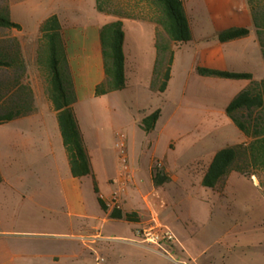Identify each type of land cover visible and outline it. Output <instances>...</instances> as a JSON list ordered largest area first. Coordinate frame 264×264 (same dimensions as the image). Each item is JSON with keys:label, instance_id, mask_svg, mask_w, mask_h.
I'll return each instance as SVG.
<instances>
[{"label": "rangeland", "instance_id": "obj_1", "mask_svg": "<svg viewBox=\"0 0 264 264\" xmlns=\"http://www.w3.org/2000/svg\"><path fill=\"white\" fill-rule=\"evenodd\" d=\"M7 1L11 19L22 27L11 33L22 41L27 65L40 23L51 14L58 16L81 98L74 109L90 149L97 152L101 137L113 172L122 173L118 147L122 135L127 164L137 172L127 184V194L118 181L107 183L102 171L96 182L91 176L73 179L61 163L60 169L52 163L50 175L43 179L16 181L17 191L1 184L0 264H264V173L251 177L230 172L216 188L202 184L216 151L247 138L225 112L245 80L191 78L186 83L193 46L185 44L177 50L166 89H149L142 72L154 49L152 26L124 18L130 85L115 94L96 96L94 82L103 78L99 29L117 18L100 12L95 0ZM114 3L106 2V7H115ZM206 13L190 15L195 30H210ZM249 48L246 68L262 79L261 54ZM34 66L35 71L28 67L30 81L39 77ZM157 109L159 118L147 131L142 120ZM46 118L60 157L63 147L57 121L49 114ZM33 119L0 125L4 170L13 171L15 166L4 153L12 157L22 153L9 144L12 136L26 140L42 135L39 118ZM29 125L34 128L21 138L17 130ZM150 158L161 160L174 179L153 182L147 171ZM37 161L36 167L43 168L45 161ZM108 189L118 191L121 206L135 210L139 220L111 218L97 199ZM150 223L162 228L158 244L144 242L138 233Z\"/></svg>", "mask_w": 264, "mask_h": 264}, {"label": "trees", "instance_id": "obj_2", "mask_svg": "<svg viewBox=\"0 0 264 264\" xmlns=\"http://www.w3.org/2000/svg\"><path fill=\"white\" fill-rule=\"evenodd\" d=\"M115 2L107 8L106 2ZM264 61V0H247ZM100 12L119 19L103 24L99 41L104 70V80L95 87V95L101 96L126 87L124 29L121 18L147 20L157 25L155 34L156 59L151 88L163 92L171 75L174 44L191 40V30L184 9V0H96ZM21 25L11 19L7 0H0V124L11 122L35 112V97L28 76V65L21 39L12 30ZM247 27H232L216 33L218 41L225 42L248 35ZM35 63L45 93L57 112L63 144L67 152L70 173L81 178L92 174L90 157L74 111L77 102L72 73L68 64L63 27L56 14L45 18L38 30ZM204 76L230 79H246L249 84L241 89L225 108L236 127L249 138L216 151L204 171L202 184L216 188L230 172L251 177L264 173V78L254 79L248 72L215 70L199 67ZM160 110L157 109L142 120V126L150 131ZM156 181L167 180L155 176ZM259 186H263L259 183ZM98 201L108 210L100 197ZM111 218L135 220L131 213L123 214L113 209Z\"/></svg>", "mask_w": 264, "mask_h": 264}, {"label": "crops", "instance_id": "obj_3", "mask_svg": "<svg viewBox=\"0 0 264 264\" xmlns=\"http://www.w3.org/2000/svg\"><path fill=\"white\" fill-rule=\"evenodd\" d=\"M184 9H185V12L188 17L189 24H190L191 40H189L188 42L179 44V45L178 44L172 45L173 59H172L171 68L175 66L177 62V50L181 49L182 46L185 44H192L193 50L190 52V62L187 67V71L185 75L186 83H188V81L191 78L197 79V80H206V78L216 77V76H204V75L199 74L198 72L199 67L210 68V69H215V70L248 72V73H251L254 78L253 70H251V68H246L247 67L246 65L248 66L250 65L251 49L249 48V45L250 47H252V49L258 52L259 56L261 54V49L258 43L255 28L252 22L250 7L248 5L247 0H184ZM202 10L207 12L206 13L207 20H208L207 24L210 26V30L207 32L203 28H200L198 31H197V28L195 30V28H193L191 18H190L191 17L190 15H194L196 13L200 14ZM116 18L119 19L118 17ZM122 19L124 18H121V20ZM134 20H139L145 23H149L152 26L153 48L154 49L150 56V63L148 67L145 70H143L142 76L145 78L146 82L148 83L149 89L153 91H158L156 89L151 88L152 74L154 70L156 53H157L156 46H155V41H156L155 34H156L157 25L147 20H140V19H134ZM62 27H63V24H62ZM232 27H247L249 29V33L248 35L244 37L225 41V42L218 41L215 38L217 32L224 30V29L232 28ZM37 35H38V32H37ZM99 49H100V54H101L100 41H99ZM66 52H67V46H66ZM27 59L29 63L28 67H31L32 71H35V68H34L35 67L34 66L35 49L30 51V57L28 56ZM68 64H69V67L72 73L74 87H75L76 96H77V102L74 104V107H75V105L79 103L81 98L79 97V91L75 83V79L73 76V71L71 69L69 59H68ZM125 66H126V57H125ZM102 68H103V62H102ZM34 75H36V73H34ZM125 75H126L127 83L124 89H127L130 85V78L126 74V67H125ZM104 77L105 76H104V70H103V78L102 79L99 78L94 82V93H95L96 85L102 82L104 80ZM238 80H245L244 83L241 85L242 87L241 89H243L245 86L249 84V80H246V79H238ZM31 85H32V88L34 91V97H35V106H36L35 112H33L30 115L15 119L11 122H16V121H21V120L33 121L34 120L33 118H39L38 127H39V131L40 132L42 131V135H39V137L38 136H33V137L27 136L26 140L24 139L18 140L15 138L16 135L12 136V139L9 141L10 142L9 144H13L16 147H19V150L22 152L21 155H19L18 157L16 156L12 157L10 153H7V152L4 153V156L8 160H10L11 162L13 161V163H15V166L13 167V171L4 170V166L1 165L3 157L1 158L2 155H0V185L1 184L7 185L15 191H17V188H18L17 185H19L17 184V182L22 184L23 181L31 177L32 178L39 177L43 179L47 177L48 175H50L47 172H49L50 169L52 168V163H55L57 169L61 168L58 164V163H61L62 167L63 166L66 167V170L70 172L67 152L63 144L60 128H59L58 121H57V112L54 109L53 104L48 98L47 94L45 93L43 84L40 78L37 77V75L34 76V78L33 76L31 77ZM119 91L121 90L113 91V92H110L108 94H104L101 96L115 94L116 92H119ZM176 108L178 109V107ZM175 112L176 111H174V113ZM47 114H49L52 117V119H56L57 121L58 137L59 139L61 138L60 142L63 147V151H62L63 153L62 155H60V157L59 155L55 153V148L52 142V136L48 132V123H47V118H46ZM75 114H76V118L78 120V124L82 132V136H83V139L86 144L87 151L90 157L92 174L88 176H91L94 179V182H96L97 180L96 177H98L100 171H102V173L105 174L104 179L107 181V183L109 182L113 183V181H118L122 186V191L125 190V193L127 194V184L129 183L130 180L134 179L137 170L135 168H130L128 165V169L126 171L123 170L122 173L117 170L113 172L111 161L109 159V153L108 151H106V146L103 145V141L101 140V137H98L97 139V145L99 149L97 150V152L96 151L93 152V150L90 149V146L86 139V135L82 130V126L80 124L78 115L76 112ZM11 122H8V123H11ZM8 123H4V124H8ZM0 125H3V124H0ZM22 127L24 129L20 128L19 130H17V132L20 133L21 138H24V135L26 136V133L29 131H32L31 128H34L33 125L22 126ZM25 127H29V128H25ZM124 139L121 141H124V144H125ZM246 140H248V137L246 138ZM37 159L45 161V163H43L44 164L43 168L38 169V167H36L37 162H38ZM153 161H154L153 158H150L148 162V166H147V171L152 181L155 182L156 181L155 175H154V172L152 171ZM46 167L49 168L48 171L46 170ZM71 177L73 179H81L87 176L77 178L71 175ZM166 179H174V178L171 175H169L168 177H166ZM114 193H117L120 199L121 195H119V192L114 191L112 189L105 190L104 193L100 192V194H98L97 196V199L100 196H102L103 198H109ZM105 211L107 212L108 215H110L111 210L108 209ZM120 211L123 214L131 213L132 217L135 219L132 221L139 220L137 212L135 210L126 211L124 207L121 206Z\"/></svg>", "mask_w": 264, "mask_h": 264}, {"label": "built area", "instance_id": "obj_4", "mask_svg": "<svg viewBox=\"0 0 264 264\" xmlns=\"http://www.w3.org/2000/svg\"><path fill=\"white\" fill-rule=\"evenodd\" d=\"M122 140L124 139V136L121 135ZM118 147L120 149V160L123 166V170L126 171L128 169V161H127V155L125 151V144L124 141H121L118 143ZM152 171L154 172V175H161L168 177L169 172L166 169L164 163L161 160H154L152 164ZM100 198L103 200L105 206L109 210L113 209H121L120 199L117 193L112 194L109 198H103L100 196ZM142 236V240L149 244H158L160 240V236L162 234V228L158 225H154L153 223L145 225L141 230L138 232Z\"/></svg>", "mask_w": 264, "mask_h": 264}]
</instances>
